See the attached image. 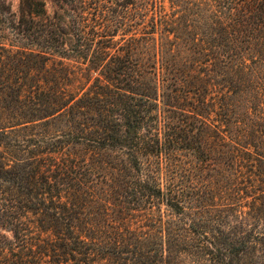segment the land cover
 <instances>
[{"label":"trees","instance_id":"obj_1","mask_svg":"<svg viewBox=\"0 0 264 264\" xmlns=\"http://www.w3.org/2000/svg\"><path fill=\"white\" fill-rule=\"evenodd\" d=\"M0 264H264V0H0Z\"/></svg>","mask_w":264,"mask_h":264},{"label":"rangeland","instance_id":"obj_2","mask_svg":"<svg viewBox=\"0 0 264 264\" xmlns=\"http://www.w3.org/2000/svg\"><path fill=\"white\" fill-rule=\"evenodd\" d=\"M9 3L11 4V7L13 9H16L17 8V5H18V0H8Z\"/></svg>","mask_w":264,"mask_h":264}]
</instances>
